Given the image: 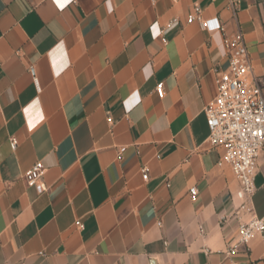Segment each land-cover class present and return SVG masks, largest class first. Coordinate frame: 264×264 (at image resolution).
<instances>
[{
    "label": "crops",
    "instance_id": "0c3cea01",
    "mask_svg": "<svg viewBox=\"0 0 264 264\" xmlns=\"http://www.w3.org/2000/svg\"><path fill=\"white\" fill-rule=\"evenodd\" d=\"M194 6L243 33L264 94V0H0V264H230L238 224L264 216V146L236 214L205 141L228 56ZM37 161L42 192L22 177ZM249 247L236 264H264Z\"/></svg>",
    "mask_w": 264,
    "mask_h": 264
},
{
    "label": "built area",
    "instance_id": "2783aa9c",
    "mask_svg": "<svg viewBox=\"0 0 264 264\" xmlns=\"http://www.w3.org/2000/svg\"><path fill=\"white\" fill-rule=\"evenodd\" d=\"M231 7H234V2ZM193 20L200 21L206 30H219L223 33L228 65L221 71L214 69L216 94L204 107L209 129L205 141L210 146L223 147L224 151L218 165L229 166L238 180L239 188L235 192L237 203H234L232 197L235 213L238 214L241 210L250 211L255 190L257 160L264 146V94L257 79L251 75L252 65L243 33L236 30L230 35L226 34L224 25L217 17L202 19L198 6H194V13L188 16V21ZM156 93L159 97L164 96L162 82L157 84ZM10 145L15 149L17 140L11 138ZM43 172V163L37 161L22 177L28 185H34L42 192L46 190L41 181ZM142 172L147 179L145 167L142 168ZM189 192L194 198L197 189L191 187ZM222 221H225V218H222ZM75 223L79 228L83 227L82 222L77 220ZM256 236L264 242V216L251 215L238 224L236 239L225 250L230 264H236L235 256L239 252L249 251V244Z\"/></svg>",
    "mask_w": 264,
    "mask_h": 264
}]
</instances>
